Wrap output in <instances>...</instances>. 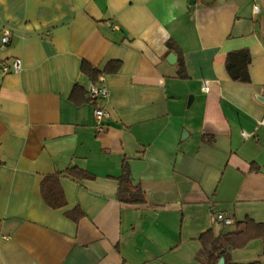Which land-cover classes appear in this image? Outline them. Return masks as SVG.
I'll return each instance as SVG.
<instances>
[{"label": "crops", "instance_id": "crops-1", "mask_svg": "<svg viewBox=\"0 0 264 264\" xmlns=\"http://www.w3.org/2000/svg\"><path fill=\"white\" fill-rule=\"evenodd\" d=\"M113 61L89 101L82 64ZM123 173L144 202L119 200ZM246 217L264 222V0H0V264H205L200 234ZM229 257L264 264V242Z\"/></svg>", "mask_w": 264, "mask_h": 264}, {"label": "trees", "instance_id": "trees-1", "mask_svg": "<svg viewBox=\"0 0 264 264\" xmlns=\"http://www.w3.org/2000/svg\"><path fill=\"white\" fill-rule=\"evenodd\" d=\"M170 48H174L170 42L167 43ZM250 54L247 49H237L229 52L226 56L225 63L230 76L234 80L249 81V64ZM109 67L105 68L103 72L98 71L87 63L82 64V71L90 78L92 82H97V78L101 73H111L116 71L120 63L110 62ZM184 67V66H183ZM179 77H186L184 69H178ZM89 101H92L88 98ZM71 174L80 175L81 170L72 168L69 171ZM41 192L44 199L51 207H59L63 204V196L61 190L56 187H45L44 183L41 185ZM118 198L122 202L137 204L144 202L143 191L136 186H130V179L128 174L123 173L119 178ZM261 238L264 242V222H257L250 217L236 222V228L233 231L215 235L211 229H207L199 236L201 243V253L204 257L205 264H218L219 259H224V264H261L260 260H254L245 263H238L231 261L229 257L230 248H242L250 240Z\"/></svg>", "mask_w": 264, "mask_h": 264}, {"label": "built area", "instance_id": "built-area-1", "mask_svg": "<svg viewBox=\"0 0 264 264\" xmlns=\"http://www.w3.org/2000/svg\"><path fill=\"white\" fill-rule=\"evenodd\" d=\"M8 40H9V31L5 29L3 30L1 42L3 45H5L8 42ZM20 65H21L20 60L18 58H15L11 66H7L6 64H3L2 69L4 72L18 71L20 69ZM88 94L91 100L96 101L98 99L106 98L109 92L105 84L101 82H95V83H90L89 88H88ZM107 115H108V112L106 111L104 107L95 106L94 118H95L96 128L98 130L102 129L104 125V120ZM215 219L225 224H230L233 221L231 217L225 216L222 212L215 213Z\"/></svg>", "mask_w": 264, "mask_h": 264}, {"label": "water", "instance_id": "water-1", "mask_svg": "<svg viewBox=\"0 0 264 264\" xmlns=\"http://www.w3.org/2000/svg\"><path fill=\"white\" fill-rule=\"evenodd\" d=\"M205 1H211V0H205ZM173 56H174L173 54H170L169 57L167 58L168 61L171 62V58ZM131 177H132L133 180L137 181V179L139 177V172L138 171H135V169L132 168V170H131ZM218 264H224V259L222 257L219 259Z\"/></svg>", "mask_w": 264, "mask_h": 264}]
</instances>
